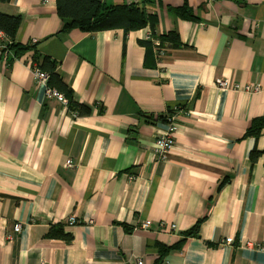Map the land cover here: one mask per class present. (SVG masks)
I'll return each mask as SVG.
<instances>
[{"label":"crops","instance_id":"crops-1","mask_svg":"<svg viewBox=\"0 0 264 264\" xmlns=\"http://www.w3.org/2000/svg\"><path fill=\"white\" fill-rule=\"evenodd\" d=\"M101 1L141 5L154 32L63 31L55 0L0 2L88 108L48 98L30 52L0 54V264H154L163 247L159 264H264V127L247 134L264 116V0ZM148 34L173 40L157 55ZM172 115L176 147L157 160Z\"/></svg>","mask_w":264,"mask_h":264},{"label":"trees","instance_id":"trees-1","mask_svg":"<svg viewBox=\"0 0 264 264\" xmlns=\"http://www.w3.org/2000/svg\"><path fill=\"white\" fill-rule=\"evenodd\" d=\"M9 1L0 0L2 3ZM55 4L57 14L63 21V31L78 29L82 32L91 33L99 30L122 29L124 32H128L148 25L151 31L154 32L155 16L147 14L144 7L139 4H106L101 0H55ZM178 13L183 17H192L184 7L179 9ZM20 22V15L0 12V31L6 37V40L1 43L0 54L9 52L12 58H19L23 54L30 52L31 64L48 74V86L65 96L67 108L79 115L87 114L88 108L73 100L71 90L59 77L56 70V62L51 60L50 57L40 54L36 50L35 42L21 44L16 40V33ZM172 40L173 37L170 34L161 35L158 40V47L162 48L163 43L166 41L172 42ZM141 43L152 49V53H155V44L152 39L141 40ZM263 127L264 116L254 118L247 129V134H258ZM196 226L197 224H195L192 230ZM192 230L188 233H191ZM169 249L170 247L161 248L160 254L154 261V264H159Z\"/></svg>","mask_w":264,"mask_h":264},{"label":"built area","instance_id":"built-area-1","mask_svg":"<svg viewBox=\"0 0 264 264\" xmlns=\"http://www.w3.org/2000/svg\"><path fill=\"white\" fill-rule=\"evenodd\" d=\"M1 36H2V33L0 32V37ZM150 37L151 36L148 34L145 39H150ZM154 44H155L154 52L157 55L163 54L164 53L163 48L158 47L159 41L156 40L154 42ZM1 48H2V45H0V50H1ZM31 72H32L33 77L37 80V82L42 84L45 87V94L48 98H52V97L56 98L63 105L67 106V99L65 98V96L62 93H60L59 91H57L56 89L48 86V74L46 72L40 70L35 65L31 66ZM216 87L220 90L231 89L234 91H244V92H256L259 90L258 85H251V84H244V85L232 84V85H230V83L224 79H218L216 82ZM176 131H177V124L175 122L174 116L173 115L168 116L165 128L162 131L158 132V134L154 138L153 154L157 158V160L166 159L167 155L176 147L175 139L173 137V134ZM65 166L72 167L73 162L71 160H66ZM76 221L77 220H76V217L74 215L68 216L66 219V222L69 225L76 223ZM139 227L143 228V229H148L150 227V221L145 220V221L141 222ZM159 227L163 228V227H165V224L163 222H160ZM169 227L171 229H174L175 225L171 224ZM20 229H21V223L18 222L14 225L13 230L15 233H19ZM232 242H233L232 237H226L221 242V244H230ZM256 248H257V250L264 252V245L258 246V244H257ZM137 264H142V261L138 260Z\"/></svg>","mask_w":264,"mask_h":264}]
</instances>
